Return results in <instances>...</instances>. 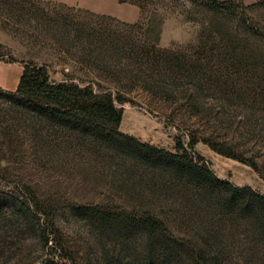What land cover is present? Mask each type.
Wrapping results in <instances>:
<instances>
[{
  "label": "rangeland",
  "instance_id": "rangeland-1",
  "mask_svg": "<svg viewBox=\"0 0 264 264\" xmlns=\"http://www.w3.org/2000/svg\"><path fill=\"white\" fill-rule=\"evenodd\" d=\"M26 1L48 16L102 23L123 49L91 60L34 19H10L0 23V90L16 89L21 61L44 63L56 81L110 93L122 111L118 130L134 141L15 117L0 92V264H198L163 245L147 254L145 233L130 222L146 211L208 256L222 250L233 260L209 264H264V241L242 236L236 222L238 231L210 225L204 214L192 224L186 212L181 221L169 163L135 145L178 153L180 142L218 179L264 195V0H148L143 9L118 0L138 12L128 20L56 0ZM212 229L223 241L201 239ZM244 253H255L253 261L240 260Z\"/></svg>",
  "mask_w": 264,
  "mask_h": 264
},
{
  "label": "trees",
  "instance_id": "trees-1",
  "mask_svg": "<svg viewBox=\"0 0 264 264\" xmlns=\"http://www.w3.org/2000/svg\"><path fill=\"white\" fill-rule=\"evenodd\" d=\"M119 1L138 4L142 9L146 3H149L148 0ZM27 3L26 0H0L2 26H9L10 19L15 21L26 17L34 19L36 27L40 25V28L47 31L55 42L67 48L77 45L91 60L98 58L101 53L109 54L123 49V46H119V39L111 35L110 30L103 27L102 23L92 25L78 22L73 17L56 13L48 16L33 4ZM1 12L6 16L3 17ZM21 63L23 69L16 89L9 92L0 90L8 96V108L15 117L19 115V118L21 116L32 118L40 126L50 121L58 124L70 123L79 127L112 132L120 138L134 141L118 130L122 111L115 106L114 98L110 93L97 92L91 84L81 86L70 79L56 81L50 77L48 66L44 63L40 64L33 60L21 61ZM135 145L151 159H160L169 163L170 177H172L169 183L177 188L180 196L178 209L183 211L181 221L184 220L186 212L191 214L186 216H190V220L187 219L192 224L202 219L201 215L204 214V220L210 225L230 223L235 226L236 222L241 228L242 236L254 241H264L263 194L249 185L238 187L229 180L218 179L203 159L189 153L180 142L177 143L178 153L166 152L139 142ZM212 149L246 162L241 157L215 145ZM247 163L256 168L255 162ZM137 216L138 214L131 216L130 222L134 228L145 233L147 254H152L157 245H163L191 254L198 264L223 262L224 259L233 262L229 255H223L222 250L215 251V256H208L205 249L195 245L196 240L192 237L177 238L167 226L166 220L159 219L153 212L146 211ZM235 228L238 231L236 226ZM221 235L219 230L212 229L206 236L202 235L201 239L218 243L223 241ZM253 257L255 253H244L239 259L249 263L253 261ZM259 257L264 258V251H261Z\"/></svg>",
  "mask_w": 264,
  "mask_h": 264
},
{
  "label": "crops",
  "instance_id": "crops-1",
  "mask_svg": "<svg viewBox=\"0 0 264 264\" xmlns=\"http://www.w3.org/2000/svg\"><path fill=\"white\" fill-rule=\"evenodd\" d=\"M56 1L63 2L69 5H76L82 8H87L93 12L114 16L121 20H128L127 17L129 15L134 16V14L137 12L132 7L129 8L128 10L125 4L120 3L118 0H56ZM21 71L22 69L19 71L18 77H20Z\"/></svg>",
  "mask_w": 264,
  "mask_h": 264
}]
</instances>
